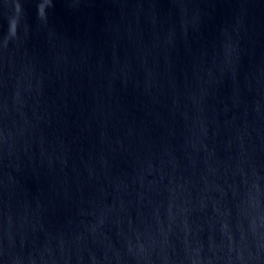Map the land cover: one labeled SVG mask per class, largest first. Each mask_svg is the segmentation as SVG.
Segmentation results:
<instances>
[{
	"label": "water",
	"instance_id": "water-1",
	"mask_svg": "<svg viewBox=\"0 0 264 264\" xmlns=\"http://www.w3.org/2000/svg\"><path fill=\"white\" fill-rule=\"evenodd\" d=\"M0 264H264V0H0Z\"/></svg>",
	"mask_w": 264,
	"mask_h": 264
}]
</instances>
